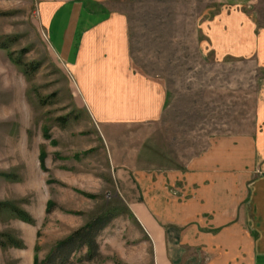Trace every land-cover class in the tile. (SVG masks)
<instances>
[{
  "label": "rangeland",
  "instance_id": "374dc122",
  "mask_svg": "<svg viewBox=\"0 0 264 264\" xmlns=\"http://www.w3.org/2000/svg\"><path fill=\"white\" fill-rule=\"evenodd\" d=\"M118 9L134 68L165 86L167 103L156 122L106 136L77 108L73 77L53 59L35 1L0 0V264H49L61 241L90 225L93 259L79 263L84 247L67 264H154L112 166L183 168L217 138L254 133L264 71L212 49L204 28L222 9L218 0H123ZM252 10L264 23V1Z\"/></svg>",
  "mask_w": 264,
  "mask_h": 264
},
{
  "label": "crops",
  "instance_id": "0c3cea01",
  "mask_svg": "<svg viewBox=\"0 0 264 264\" xmlns=\"http://www.w3.org/2000/svg\"><path fill=\"white\" fill-rule=\"evenodd\" d=\"M34 1L53 59L73 77L77 108L106 136L159 120L167 91L132 64L123 0ZM218 1L204 28L212 49L264 71V23L252 10L260 0ZM112 174L154 264H264V94L252 135L217 138L183 168L112 166Z\"/></svg>",
  "mask_w": 264,
  "mask_h": 264
},
{
  "label": "trees",
  "instance_id": "16d2710c",
  "mask_svg": "<svg viewBox=\"0 0 264 264\" xmlns=\"http://www.w3.org/2000/svg\"><path fill=\"white\" fill-rule=\"evenodd\" d=\"M0 49L7 50V46L0 42ZM11 62L19 67L22 66L21 62L18 59H15L11 53L8 55ZM26 67V66H25ZM22 66L24 69V74H28L27 68ZM18 219H20L23 222H26L28 224H32L33 221L31 218L24 212H16ZM103 219H99L98 222L100 223ZM95 233H94V227L93 225L88 226L86 229L83 228L79 231L74 232L69 238L65 239L64 241H61L57 248L54 250L53 254L49 255L46 259L48 260L49 264H56V260H59L58 264H67L69 256L74 253L81 251L82 248H86V253L83 259H79V263H81L82 260H91L93 259L95 252H96V242H95ZM11 243V242H10ZM5 245V242L0 240V246L3 247ZM12 245H16L14 242ZM34 250L37 251V245H35ZM56 251L58 252V256L54 257L56 254ZM33 264H44L42 261H40L37 257L34 258Z\"/></svg>",
  "mask_w": 264,
  "mask_h": 264
}]
</instances>
